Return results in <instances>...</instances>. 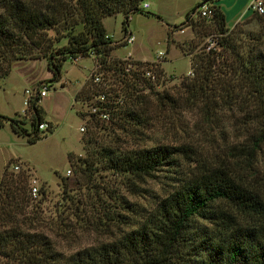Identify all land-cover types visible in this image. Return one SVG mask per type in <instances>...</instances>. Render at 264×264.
Wrapping results in <instances>:
<instances>
[{
  "label": "trees",
  "instance_id": "1",
  "mask_svg": "<svg viewBox=\"0 0 264 264\" xmlns=\"http://www.w3.org/2000/svg\"><path fill=\"white\" fill-rule=\"evenodd\" d=\"M141 1L69 0L70 4L65 0H0V80L11 69L12 54L26 45L40 49V34L73 12L79 22L73 21L71 26L79 24L81 31L73 34L71 27L65 45L41 58L52 81H57L62 64L70 59L92 54L98 64H105L113 42L106 36L101 20L122 13L125 33L128 16L140 10ZM216 1L200 3L212 6L209 23L213 26L211 34L216 35L211 40L213 47L205 51L206 44L192 53L196 45H188L191 77L180 81L176 95L208 116L234 105L235 118L241 120L245 131L242 148L247 155L259 157L264 155V41L248 36L252 44H247L228 32L223 13L213 5ZM185 27L195 34L206 30L203 22L189 19ZM155 73L160 76L161 71L156 69ZM119 91L122 103H128L126 110L116 114L127 128L118 127L133 137L140 136L139 128L149 121V99L161 107L176 105L171 96L156 93L151 84L135 74L130 82H122ZM114 95L112 92L107 96L108 100L113 101ZM25 112L31 114L29 133L23 129V122L4 116H0V127L7 124L13 134L34 143L40 134L37 126L45 122L35 103ZM47 126L49 132L51 126ZM195 155L183 145L142 147L136 143L130 150L105 151L106 169L112 172L134 180L164 172L170 181L163 195L156 197L152 208L145 210L132 228L109 241L69 254L57 251L50 237L35 229L37 219L27 210L23 176L6 175L3 170L0 264H264V203L260 194L245 178L233 177L227 165H206Z\"/></svg>",
  "mask_w": 264,
  "mask_h": 264
},
{
  "label": "rangeland",
  "instance_id": "2",
  "mask_svg": "<svg viewBox=\"0 0 264 264\" xmlns=\"http://www.w3.org/2000/svg\"><path fill=\"white\" fill-rule=\"evenodd\" d=\"M142 2L148 4V9L142 11L139 7V11L128 16L125 32L131 34L133 41L124 48L120 47L124 34L122 13L101 20L114 50L109 52L105 64L97 69L100 85L106 84L110 88L107 96L115 93V97H111L113 101L107 105L110 114L108 122H99L87 115V108L96 105L94 98L98 88L87 80L80 95L82 106L77 113L81 119L74 108H69L65 118L53 124L49 132L40 133L34 143L13 134L7 124L0 127V176L3 170L6 175L21 174L26 188L29 178L38 182L39 195L36 199L27 197V210L37 219L35 229L46 233L55 249L64 254L109 241L132 228L141 214L152 208L156 197L163 195L170 181L169 174L164 172L152 173L151 177L141 180L112 172L106 169L103 156L108 150H130L136 143L142 147L187 146L196 154L194 158L204 164L227 165L233 177L245 178V182L260 194L264 203V155L253 158L242 148L245 131L241 120L235 118V106H224L222 111L208 116L177 97L176 89L180 81L184 77H191L188 45H196L191 51L194 53L216 36L211 34V22L198 21L203 22L206 30L196 34L185 27L201 0ZM230 20L227 21V31L240 36L245 43L252 44L248 36L264 41V14L248 13L239 20ZM73 21L79 22L76 12L40 34L43 40L40 49L26 45L12 54L9 58L11 69L0 80V116L20 118L24 123L23 129L28 133L31 131L30 117L28 121L25 118L28 114L24 116L20 112L23 109V92L29 87L23 82L17 71L19 69L12 67L22 64L20 69H23L27 66L23 62L41 59L63 47L71 27L73 34L82 29L79 24L71 26ZM172 28H184V32L171 35ZM126 51L147 61H154L156 53L163 52L162 63L157 65L161 74L156 75V80L150 84L156 93L165 92L176 101L174 107H161L153 98L149 99V121L143 129L139 128L141 135L138 137L126 135L118 126H127L116 118L117 112L126 110L125 103H128L126 100L122 103L124 98L119 88L122 82H130L132 75L137 74L133 69L129 73H121L126 63L120 64L123 61L119 58ZM96 62L97 59L90 55L78 65L65 61L61 72L67 85L83 79L85 73L79 66H92ZM168 75L173 78L166 77ZM227 107H232L231 111ZM15 111L17 114H14ZM79 126L83 129L81 133L78 132ZM262 150L264 153V146ZM17 164L20 171L14 173L11 168ZM66 172H69L68 175ZM249 175L251 177L248 178Z\"/></svg>",
  "mask_w": 264,
  "mask_h": 264
},
{
  "label": "built area",
  "instance_id": "3",
  "mask_svg": "<svg viewBox=\"0 0 264 264\" xmlns=\"http://www.w3.org/2000/svg\"><path fill=\"white\" fill-rule=\"evenodd\" d=\"M201 6H202L201 8L198 7L192 11L190 18H189L190 21L209 22L211 20L212 18L211 4L204 3ZM139 7L142 11H145L148 9V4L146 2H142L140 3ZM246 10L247 12L251 14L260 16L264 14V3L262 2V0H251ZM170 32H171V35H179L184 32V28H179L177 30L172 28L170 29ZM132 41H133V37L131 36V34L125 32L122 35V38L120 40L121 42L120 47L124 48L126 45L131 44ZM212 47H213V43L209 42L205 48V51H208ZM90 56H93V58L95 59L94 55L91 54ZM163 58H164V53L157 52L155 56V60L153 62H147L146 65L139 66L135 63L137 61L131 60L129 55H127L126 57L121 59L123 61L121 63H124V62L126 63L125 66L122 68L121 73L122 74L129 73L130 70L133 69L134 72L137 73L135 75L141 77L142 79L146 80L150 84L151 81L156 80L155 70L157 69V65L162 62ZM69 61L73 64H78L81 61V58L77 57L74 59H70ZM141 63H144V62H141ZM99 65L100 64H98L97 62L96 64L94 63V68L88 78V80L90 81L92 85H95L98 87L96 89L97 93H95V98H94L96 105L89 106L87 108L86 113L89 117H95L99 122L105 123V122H108L110 119V114L107 111L108 110L107 105H110V104H109V100L106 94V92H108L110 88H108L106 84H104L103 86L100 85V77H99V73L97 69H100V67H102L103 65H100V66ZM166 77L173 78V76L171 75H168ZM47 94H48V89L46 88L45 85H40L38 87H35L32 90H24L23 92L24 98L22 100L23 110L24 111L28 110L30 106L34 103L38 105L40 100L44 99L47 96ZM21 115L26 116V113L22 112ZM47 129H48V126L46 123H41L37 126V131L39 133H45ZM78 131L79 133L83 132L82 127H80ZM11 169L14 173H17L20 171V166L18 164L13 165ZM68 173L69 172H66V175H68ZM27 194L31 199H36L39 195V185H38V182L34 178H29L27 181Z\"/></svg>",
  "mask_w": 264,
  "mask_h": 264
},
{
  "label": "crops",
  "instance_id": "4",
  "mask_svg": "<svg viewBox=\"0 0 264 264\" xmlns=\"http://www.w3.org/2000/svg\"><path fill=\"white\" fill-rule=\"evenodd\" d=\"M250 2L251 0H217L214 5H217L220 8L221 12L224 15L225 24L227 26V21L229 19H231V22L232 19L239 20L244 15H248L249 12H247L246 9ZM119 48H117L116 50H119ZM127 55H129L131 60L137 62H153L133 56L130 51H126L124 56L119 59H122ZM23 63L24 65H27L24 66L25 68L23 67V69H20V66H22V64H16L12 68L19 69L17 70L18 73L21 74L23 82H25L29 87V89L26 90H32L40 85H45L48 89L47 96L44 99L40 100V102L38 103V108L40 110L43 122L53 127V124H56L65 118L69 108H74L75 114L79 117L77 113L82 106L80 95L85 89L86 82L94 68V63L92 66H79V69L83 70V72L85 73L83 79L81 81H75V84L69 85H67L66 79L63 77V73L61 72V70L57 81H52V75L47 69L46 62L42 59ZM76 71L79 70L77 69ZM23 98L24 96L22 97V100ZM22 112L23 109L20 112V115L22 114ZM14 114H17L16 111L14 112ZM26 114H28V116L25 118L28 119L31 114ZM13 119H19L21 121V119L18 117H13ZM79 128L80 126L78 127V129Z\"/></svg>",
  "mask_w": 264,
  "mask_h": 264
}]
</instances>
